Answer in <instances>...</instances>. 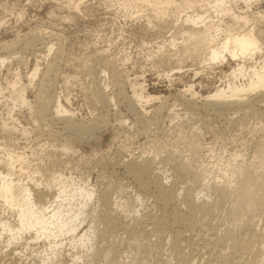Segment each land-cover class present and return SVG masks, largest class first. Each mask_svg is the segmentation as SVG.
<instances>
[{
	"label": "rangeland",
	"instance_id": "obj_1",
	"mask_svg": "<svg viewBox=\"0 0 264 264\" xmlns=\"http://www.w3.org/2000/svg\"><path fill=\"white\" fill-rule=\"evenodd\" d=\"M231 1L233 12L246 15L250 24L216 14L208 4L180 14L177 7L159 4L156 10L141 0H0V57H11L0 65V122L17 127L0 131V160L16 153L26 158L27 170L42 167L46 174L30 186L47 198L55 191L52 184L45 187L54 170L85 179L97 191L80 227L81 234L95 230L92 245L83 250L63 239L59 255L45 264H264V231L252 237L264 227V208L249 202L241 214L232 195L222 202L213 188H226L227 175L237 181L240 165L264 170V89L252 92L251 103L245 100L237 112L208 108L202 100L229 82H247L251 67L264 58V0L249 6ZM198 13L224 29L254 26L262 52L222 63L173 55L184 40L182 20ZM243 63L245 76L232 78ZM36 65L39 73L30 83ZM17 77L27 86L31 109L9 98ZM138 82L155 96L149 103L132 96ZM58 96L77 122L96 127L79 135L65 128L55 114ZM195 140L201 147L195 148ZM65 141L75 151L62 152ZM233 155L240 157L233 161ZM143 160L151 161L157 179L175 193L183 187L195 194L203 190L213 213L203 216L180 201L158 202L154 183L140 188L126 166ZM10 171L21 172L18 165ZM116 199L121 206L112 204ZM233 237L251 244L241 248ZM43 243L0 246V264H40L36 252L46 248Z\"/></svg>",
	"mask_w": 264,
	"mask_h": 264
},
{
	"label": "bare ground",
	"instance_id": "obj_2",
	"mask_svg": "<svg viewBox=\"0 0 264 264\" xmlns=\"http://www.w3.org/2000/svg\"><path fill=\"white\" fill-rule=\"evenodd\" d=\"M141 1L145 5H151L156 10L160 9L158 7L159 4H163L162 7L166 8L174 6L179 9L180 14L186 9H191V6L195 4L201 7L208 4L214 8L216 14L230 15L237 23L240 21L244 23V26L250 24L251 21L246 15L233 12L231 0H183L179 3H174L173 0ZM243 1L248 5L251 0ZM182 22H184V27L182 26L184 40L178 45V50L173 53V55L176 56L179 54L181 59L182 57H195L200 59L204 57L205 61L222 63V61L228 57L234 60L237 58L246 60L262 52L260 35L256 34L254 26L244 27L242 25L244 28L239 26L238 29L236 27L224 29L218 22L213 21L210 16L205 17L199 13L197 15L186 14ZM221 35L223 36L221 37ZM171 44L177 47L174 39ZM6 45L8 44L6 43ZM9 45L11 46V43ZM49 47L50 51L52 45ZM166 53L165 55L169 57L172 54L171 52L170 55ZM9 58L11 57H0V65L2 66ZM259 63L258 66L251 67L247 82L237 84L229 82L226 87L216 88L213 92L208 93L209 95L202 96L203 104L212 109L237 108V110L235 109V112H237L238 109L242 108L243 102L248 99V96L252 94V92L264 89V58H262ZM245 66L244 63L238 64L237 69H234L231 73L232 78H237L238 75L245 76ZM38 73L39 69L38 65H36L28 75L30 83H32ZM19 83L20 78L17 77L11 84L12 91L10 92L9 98L14 101L15 104H26L27 107L29 106L31 109V103L26 93L27 86H22ZM17 85L19 87H17ZM132 88V96L139 102L149 103L151 99L155 98L152 94L145 92L142 83H135L132 85ZM191 89L192 86H189L187 90L190 91ZM99 90V92L102 91L100 88ZM1 94L2 86L0 78V95ZM53 101L55 105V114H57L59 120H62L63 124H65V128L72 129L79 135L80 133L84 134L88 131H92L93 128L96 127L97 123L94 122L89 126L84 125L81 121L77 122L74 112L62 103L59 96L55 97ZM67 101L69 102L68 99ZM249 103H251L250 99H248V104ZM15 128L17 127L14 126V124L9 125L4 120L0 122V131L2 130L5 134L6 132L8 134V132L15 131ZM22 131L26 133L25 128H23ZM193 143L195 144V148L201 147L197 140ZM69 151H75L74 146L71 142L65 141L62 145V152L65 153ZM237 157L240 156L233 155L232 160L237 161ZM3 160H0V163L3 161L4 166L0 167V246L9 248L17 242H23L25 246H28L31 242L37 244L39 241H43L45 242L43 244H45L46 248L43 251L36 252L37 255L40 254L39 256L42 258L43 262L40 264H45L44 260L51 261L54 257L59 255V249L64 245L63 239H68L69 244L73 247H81L83 250L84 248L88 249L92 245V239H94L97 234L92 227H89V230L81 234L80 227L87 216L86 207L90 204L92 201L91 199L97 192H95L94 187H89L85 179L77 181L73 178L72 174L64 173L62 172L63 170H54L49 174L48 180L45 181V187L48 189H50L49 186H51V184L55 186L54 193L51 194L52 196H50V198H47L49 194L42 190H38L39 188L35 190V188L30 186V182L35 185L39 181L38 177H42L46 174L42 167H36L31 171L27 170L24 166L26 158L22 154H9ZM16 165L19 166L21 171H19L20 174L10 171ZM126 166L130 169L137 184H140V188H146L154 183V189L157 191L156 193L159 200L158 202L161 201L165 206L169 205L171 202L180 201L181 203L184 202L185 204L193 205L203 216H209L213 213V204L207 201L209 198L205 196L206 194L203 190L198 189L195 194V190L191 187H183L180 189V192L175 193L176 189L157 179L158 175L153 173L154 169L150 167L152 166L151 161L143 160V162L138 164L130 162L127 163ZM223 174L226 176L227 172L224 171ZM145 175H147V179H144ZM238 175L240 178L237 179V181L233 179V174L226 176L230 188L228 186H226V188L220 187L219 184L213 187L214 192L220 197L221 201L224 200L222 202H225V200L228 199L227 194H229V197L232 195L234 202L241 206V214L247 212L249 202L255 206L260 204L264 208V170L257 171L247 166L240 165L238 168ZM100 195L101 194H99V196ZM139 196H137V198H139ZM201 197H204V199L196 204V200ZM111 202L112 201H110V203ZM103 203H107V201ZM112 204L121 206L122 202L116 199L113 200ZM109 218L110 217L107 216L103 221L105 220L108 222ZM259 230L260 234L259 232H253L252 237L261 236L264 227L259 228ZM93 232L94 234H92ZM230 234L232 233L229 231L226 233L227 238ZM239 241H237L236 238L233 239L234 244L240 247L242 245L248 247L251 244L250 242L242 243ZM109 254L110 251L105 253L104 256L108 258ZM74 259L78 260L82 258L74 255ZM263 259L264 256L261 260Z\"/></svg>",
	"mask_w": 264,
	"mask_h": 264
}]
</instances>
